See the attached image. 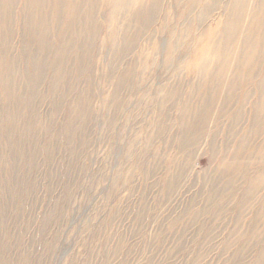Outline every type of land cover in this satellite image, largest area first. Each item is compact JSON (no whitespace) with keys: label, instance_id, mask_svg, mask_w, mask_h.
I'll return each instance as SVG.
<instances>
[{"label":"rangeland","instance_id":"374dc122","mask_svg":"<svg viewBox=\"0 0 264 264\" xmlns=\"http://www.w3.org/2000/svg\"><path fill=\"white\" fill-rule=\"evenodd\" d=\"M182 1L181 6L188 8L186 16L197 18L194 1ZM24 4L18 0L13 11L8 58L12 61H16L23 36L19 23ZM178 4V0H168V21L160 20L153 33L141 36L134 55L115 63L114 45L129 13L117 0L109 1L110 9L101 0L100 36L80 41L86 47L95 39L90 122L85 131L70 137L71 147L63 128L71 108L76 107L73 90L89 89L87 80L68 79L65 92L69 93L58 113L50 86L42 83L29 111V102L24 100L26 86L17 80V67L12 71L3 68L0 87L8 83L16 97L8 99L0 91V264H264V218L254 223L253 209L260 199L245 207L240 199L246 185L244 174L264 166L259 148L254 145L245 155V167L236 174L235 185L220 171L224 155L225 161L230 160L244 128L250 129L245 126L252 113L247 104L246 120L236 124L237 133L226 143L233 127L230 117L241 107L239 98L249 94L251 104L252 90L245 80L224 108L222 99L216 100L218 85L208 86L209 97L215 99L210 106H217V111L202 122L206 131L198 135L195 149L191 153L181 150L178 108L188 102L200 72L190 59L187 66L180 64L179 53L169 65L165 62L166 45L171 53L177 40L187 41L179 26ZM193 35L189 41L195 39ZM77 37L68 35L73 43ZM83 57L85 62L87 55ZM70 61L68 69L73 71L76 64ZM126 65L134 67L132 80L137 90L125 88L121 106L109 105L119 71ZM21 71L28 72L24 61ZM177 81L182 93L173 107L164 97ZM202 89L196 87L193 104H205L199 99ZM7 111L12 114L8 116ZM13 118L17 128L7 126ZM30 118L37 122L35 133L25 131ZM157 126L165 131L146 148ZM257 137L252 144L258 142ZM211 143L219 154L213 152ZM48 144L52 156L45 153ZM180 169L185 174L176 180ZM254 229L258 236L251 238Z\"/></svg>","mask_w":264,"mask_h":264},{"label":"bare ground","instance_id":"6f19581e","mask_svg":"<svg viewBox=\"0 0 264 264\" xmlns=\"http://www.w3.org/2000/svg\"><path fill=\"white\" fill-rule=\"evenodd\" d=\"M17 1L3 0L0 5V78H2L4 67L10 71H12V68L17 67V80L18 78L21 79L26 86L24 100L27 104L29 102V111L32 106V98L39 93L42 83L47 82L51 90V102L53 106L57 107L54 110L55 113L63 108L64 105L61 106L60 103L69 93L65 92L68 90V79L70 80V77L75 80L85 78L87 80L86 86L88 85L89 89L73 90L75 92L73 95L76 96L73 103L76 104V107L71 108L63 128L64 135H67L68 139L66 144L71 147L70 137L77 136L85 131L90 122L92 100V88H90L91 59L95 52V39L86 47L81 45L80 41L85 37L86 39H98L100 36L98 15L101 0H24L25 4L21 8L19 23L23 36L21 42L19 40V54L16 61L15 59L12 61L8 59L11 49L9 42L10 38L13 37V11ZM109 1L104 0L108 7ZM117 1L120 7L125 4L124 11L129 13V17L126 20L125 28L118 31L117 41L114 45L115 63L124 57L129 58L134 55L140 42H142L141 36L145 35L144 37H146L150 32L153 33L154 27L160 23V20H167L166 4L168 2V0ZM190 1H194L195 10H198L197 18L191 19L186 16L188 8L181 6L182 0H178L180 8L177 9L179 19L177 20L187 41L177 40L171 53L169 44L165 47V49H168L165 53L167 54L166 64L169 65V61L176 59L175 54L179 53L183 58L180 64L187 66V60L190 59L189 61L199 66L197 72H200V78H197L194 82L192 81L188 102L183 107L178 108L181 150L191 153L195 149L194 147L199 141L198 135L206 131L202 122L208 119L214 111H217V106H210L213 95L209 97V93H207L209 88L207 87L213 86V84L218 85L219 90H217L216 100L220 97L223 104L225 103V108L228 103L233 101L235 91L239 92L242 88L241 85L246 80V86L251 87L254 101L250 104L249 94L241 95L239 98L240 109L235 115L229 116L232 119L234 118L232 120L234 128L231 127L228 132L226 143L229 144L232 137L237 133L238 127H236V124L246 120L247 108L245 109V107L247 104L251 106L252 113L246 120L245 126L250 127V129L248 131L244 128V132L241 129L243 133L241 134L239 146L230 160L225 161L224 155L222 168L220 169L223 178L227 179L229 184L235 185V181H237L236 174L245 167V155L251 151L254 145L259 148L260 155L264 160V139L261 137L264 125V0H232L231 3L227 0ZM186 21H189V24H186ZM55 33L56 36L53 37L52 35H55ZM70 34L78 35L74 43L69 41L68 35ZM191 35L196 36L193 41L188 40ZM130 52L131 54H129ZM85 54L87 59L84 62L86 57L83 56ZM70 60H73L72 62L76 64L75 66L73 64V71L68 69ZM23 61L28 65V72L26 73L21 71ZM134 72L132 65H126L124 70L119 71L115 91L109 105L121 106L123 103L121 95L125 88L131 91L137 90L135 82L132 80ZM7 82L12 84L13 80L9 79ZM179 85L177 81V84L172 89L170 88L171 90L166 98L164 97V100L171 102L173 107L177 103L174 100L182 93ZM198 86L201 89L203 88V94L199 98L205 102L202 105L192 103V95ZM1 90L8 99L16 97L8 83L4 84V87L2 85ZM34 109L32 108L31 113H34ZM6 114L10 116L12 113L7 111ZM217 121L216 125L220 122L219 118H217ZM7 126L17 128L18 125L13 118V121H9ZM36 126L35 118H30L25 131L28 133L34 132ZM41 126L40 123V128ZM163 131H165V128L163 129L162 126L155 127L150 133L146 148H149L153 138L159 136ZM256 135H258V142L255 141L252 144ZM211 149L213 152L220 153L215 148L214 143H211ZM44 150L47 151L46 154L53 155L49 144L45 146ZM10 160L8 159V162ZM1 162L0 160V166H2ZM184 174L185 170L180 169L176 180L181 179ZM244 178L246 185L241 190V205L243 207L250 206L254 199L259 198V205L257 203L253 207L255 210L254 223H259L264 218V166L253 173L246 172ZM9 184H11L10 180L7 182V185ZM168 184L170 186L174 185L171 182ZM15 194L17 198L16 188ZM20 196L22 195L20 194ZM44 223H49V219ZM253 232L254 234L250 232L249 237L256 238L258 236L257 230L254 229ZM245 237L247 235H244Z\"/></svg>","mask_w":264,"mask_h":264}]
</instances>
